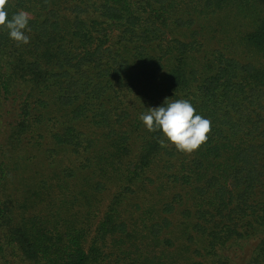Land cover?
Instances as JSON below:
<instances>
[{"label": "trees", "instance_id": "trees-1", "mask_svg": "<svg viewBox=\"0 0 264 264\" xmlns=\"http://www.w3.org/2000/svg\"><path fill=\"white\" fill-rule=\"evenodd\" d=\"M0 264H264V0H6ZM209 119L177 151L139 119Z\"/></svg>", "mask_w": 264, "mask_h": 264}, {"label": "clouds", "instance_id": "clouds-1", "mask_svg": "<svg viewBox=\"0 0 264 264\" xmlns=\"http://www.w3.org/2000/svg\"><path fill=\"white\" fill-rule=\"evenodd\" d=\"M6 0H0V28L6 29L10 39L17 45L28 44L30 37L29 21L31 17L24 10L8 13L4 5ZM147 111L139 115V119L149 132H160L163 140L174 145L177 151L192 153L205 142L210 132V121L195 113L189 100L170 101L165 98L158 106L147 107Z\"/></svg>", "mask_w": 264, "mask_h": 264}]
</instances>
